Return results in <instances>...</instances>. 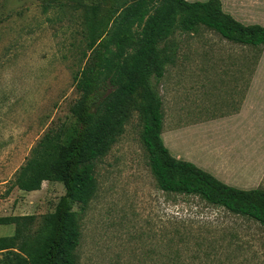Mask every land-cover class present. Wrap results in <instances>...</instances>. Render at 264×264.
<instances>
[{
  "label": "rangeland",
  "instance_id": "rangeland-1",
  "mask_svg": "<svg viewBox=\"0 0 264 264\" xmlns=\"http://www.w3.org/2000/svg\"><path fill=\"white\" fill-rule=\"evenodd\" d=\"M131 1L0 0V218L35 216L33 232L64 194L58 182L23 192L15 180L40 139L71 119L90 22L107 23L111 8ZM216 1L234 20L264 26V0ZM169 45L173 63L152 85L171 156L224 184L264 190V48L250 51L203 27L177 30ZM140 132L134 109L96 161L87 207L73 206L81 231L77 264H167L172 250L182 264H264V225L158 189ZM14 229L0 225V237Z\"/></svg>",
  "mask_w": 264,
  "mask_h": 264
},
{
  "label": "trees",
  "instance_id": "trees-1",
  "mask_svg": "<svg viewBox=\"0 0 264 264\" xmlns=\"http://www.w3.org/2000/svg\"><path fill=\"white\" fill-rule=\"evenodd\" d=\"M124 3L109 10L107 23L96 18L90 22L85 62L73 77L79 97L70 108L71 119L40 139L15 180V187L23 192L38 191L43 182H58L64 194L52 212L40 217L33 232L30 225L35 216L0 218V225L15 227L12 235L0 237V264L78 263L81 231L73 206L79 204L81 211L87 207L96 187V161L122 135L134 109L139 113L140 140L158 189L196 196L264 225V190L224 184L192 162L171 156L162 139V101L152 85L173 63L174 46L169 41L177 30L192 33L203 27L254 52L264 48V26L234 20L220 10L216 0ZM179 256L178 250L170 251L167 264H182Z\"/></svg>",
  "mask_w": 264,
  "mask_h": 264
}]
</instances>
